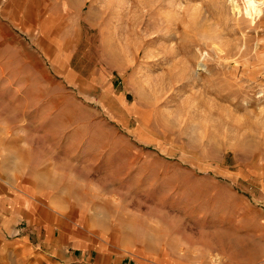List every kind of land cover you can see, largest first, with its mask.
Listing matches in <instances>:
<instances>
[{
    "label": "rangeland",
    "instance_id": "374dc122",
    "mask_svg": "<svg viewBox=\"0 0 264 264\" xmlns=\"http://www.w3.org/2000/svg\"><path fill=\"white\" fill-rule=\"evenodd\" d=\"M0 185L2 264H264V0H0Z\"/></svg>",
    "mask_w": 264,
    "mask_h": 264
},
{
    "label": "crops",
    "instance_id": "0c3cea01",
    "mask_svg": "<svg viewBox=\"0 0 264 264\" xmlns=\"http://www.w3.org/2000/svg\"><path fill=\"white\" fill-rule=\"evenodd\" d=\"M8 190V187L5 189L0 185V264L10 253L21 254L19 257L24 258L25 248L29 242L28 234L22 233L20 236H16V233H14L16 225L20 222L19 208L13 203L15 200H8V198L13 197V195H6V193L11 194L7 192ZM22 263L24 264V260H22Z\"/></svg>",
    "mask_w": 264,
    "mask_h": 264
}]
</instances>
